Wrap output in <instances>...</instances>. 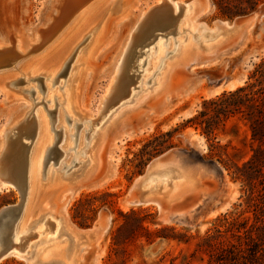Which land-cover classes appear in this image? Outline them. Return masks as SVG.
<instances>
[{"label": "rangeland", "instance_id": "obj_1", "mask_svg": "<svg viewBox=\"0 0 264 264\" xmlns=\"http://www.w3.org/2000/svg\"><path fill=\"white\" fill-rule=\"evenodd\" d=\"M57 1L0 0V45H8V41H13L15 37L16 41L18 38L21 41L15 49L11 44L1 59L3 61L0 60V143L5 146L8 143L5 157L10 161L18 160L24 173L28 171V176L32 170V148L38 124L44 121L46 140L34 167L39 182L44 184L47 178L57 174L71 183L88 164L86 153L98 128L105 126L117 112L120 116L118 126L99 149V164L84 189L69 191V186L63 182L38 197L33 208L35 222L22 235L24 254L28 253L31 257L37 248L61 242L66 245L65 258H68L74 237L63 234L60 228H51L58 222L56 216H63L72 228L95 230L97 234L98 244L92 243L77 264H116L121 256L114 252L112 232L125 223L119 211L127 213L135 210L139 218L144 219L143 225L150 234L137 237L125 245L124 264H264V242L257 249H251L246 244L248 234L245 231L256 224L253 209L245 203L246 187L241 181L232 179L227 170L232 162H245L252 155L255 143L248 126L237 117L228 120L216 132L215 144L218 146L213 148V152H210V141L200 129L184 128L185 121L202 109L205 100L243 86L264 58V9L230 20L218 14L212 0H170L172 3L194 4L189 19L198 26V31L220 27V22L227 26L235 23L239 27L208 51H190L170 69L158 91L144 94L142 89L153 90L155 81V77L148 81L144 78L148 53L151 49L155 51L160 41L169 50L174 40L186 38L189 32L188 28L182 27L179 37H175L174 30L167 29L170 22L162 25L152 20H159L169 10H153V17L147 15L152 18L150 24L144 27L143 34L137 36L126 55L127 60L123 61V64L126 63L122 66L123 74L136 81L135 84L130 85L125 98L99 113L97 108L112 81L129 29L143 12L149 11L159 0H102L86 17L88 19L82 20L66 41L35 68L34 65L39 62L35 61L36 54L27 53L30 46L38 43L40 36L43 39L51 34L78 5L75 3L69 8L67 0L56 21L50 23ZM93 2L90 0L87 5ZM120 2L131 6L133 16L127 22H121L113 14L106 21L101 48L89 62L88 77L81 86L80 107L85 118L75 109L67 112L64 109L65 90L74 77L76 56L88 42L84 36L99 20L108 16L112 5ZM15 50L21 54L18 60H14L17 55ZM63 110L64 113H61ZM29 126H34L31 130L34 131L33 137L30 136ZM176 129L172 136L175 147L163 152L169 151L164 158L170 159L165 162L192 174H200L202 186L193 192H182L184 195L172 203L163 198L164 194L159 197L162 203H134L131 193L133 184L141 178L149 163L161 155L152 157L140 168L137 167L140 149L153 135ZM123 132L128 136L119 142L117 137ZM82 136L83 143L80 142ZM165 166L142 182L141 187L146 185L145 192L149 190L161 194L159 188H172L177 180L176 173L167 172ZM105 191L113 196L93 200L91 209L95 215L89 210L90 219L73 218L72 208L77 201L88 194ZM110 199L114 201L112 206L103 205V201ZM19 202L20 191L17 188L0 192V209ZM48 211L54 216L47 217ZM227 213L238 216L240 222L249 221L245 228L239 224L234 228H221V234L212 241L215 246L209 248L204 240L215 234V228L222 224L217 219ZM135 223L133 219L126 220L129 227H134ZM124 233L128 235L126 231ZM220 247L228 250L220 253ZM256 251L257 257L253 255ZM233 255L236 260L232 259ZM58 258H63L62 251L58 253ZM0 264L27 263L8 255Z\"/></svg>", "mask_w": 264, "mask_h": 264}, {"label": "bare ground", "instance_id": "obj_2", "mask_svg": "<svg viewBox=\"0 0 264 264\" xmlns=\"http://www.w3.org/2000/svg\"><path fill=\"white\" fill-rule=\"evenodd\" d=\"M66 1L67 0L57 1V4L55 6V14L49 21L50 23L56 21L60 13V9L62 8V6L65 4ZM89 1L69 0L70 2L69 8L73 6V4L75 3H78V5H75V8L71 10L69 15L66 18H63L64 20L61 21L59 24H57L58 27L57 28L55 27V30H53L51 34H49L48 36H46V38L43 39L40 36V39L38 41L39 44L41 43L40 47L38 43L30 46L31 49L28 50L27 53L36 54L37 59H35V61L40 63L34 65L35 68L41 65V62L44 61V58H46V56H48L50 53H53L55 49H57L60 45H62L66 41V39L75 31V29L82 22V20L86 21L88 19L86 17H89L92 14L95 6L98 3H100L102 0H96V1L93 0L94 1L93 3L87 5ZM193 5L194 4H185V3L179 4L174 2L172 3L170 0H159L158 3L155 4V6H153L149 11L143 12V14L131 26V28L128 31L126 41L123 44V47L119 54V58L117 60V64L115 65L114 68L115 73L114 76L112 77V81L108 85L106 93L103 96L97 108L99 113H102L105 107L108 106L111 107L112 105L116 104L117 102L125 98L129 94L130 85L135 84L136 81L131 80L129 77L123 74L122 66L126 64V63L123 64V61L125 59L127 60L126 55L128 54L132 45H134L137 36L143 34L142 31L144 27L150 24L151 21L150 19L152 18L147 17V15H151L153 17L152 14L153 10L155 9L169 10L168 14L162 16L159 20H155V19L152 20L155 22V24H162V25L170 22V25L167 27V29L172 28L174 30L173 33L175 37H179V35L182 32V27L188 28L189 32L186 38H180L177 39V41L174 40V44L172 43L169 45V50H166L164 47V42L160 41L157 42L156 50L154 51L153 49H151L150 53H148L149 61L146 64V67L144 68V78L148 81L155 77V81L151 88L153 90H149V88L142 89L143 91L142 93L144 94H149V92L156 90L158 91L160 87L163 85L162 83L168 76L170 69L175 64H177L182 59H184L190 51H195V50L208 51L214 45L223 41L225 36H228L232 32H234L235 28L239 27L235 23L233 25L227 26L226 23L220 22L221 24L220 27H224V29H221L220 27H216L215 29H211L210 31L208 30H205L204 32L198 31V26L194 25L193 21L191 22L189 19V14L193 8ZM108 12H109L108 16L102 21L99 20L96 26L91 28L90 31L84 36L86 37V39H88L87 40L88 42L85 46H83L80 49L81 52H79V54H77L76 56L75 73L74 75H72L74 77L72 78V82L70 83V85L65 90L66 97H65L64 109L67 112H71L72 109H75L77 113H79V115L83 118H85V113L82 111V108L80 107V102L82 98L81 86L84 80L88 77L89 62L95 56H97L98 51L101 48L102 45L101 37L106 26V21L109 18V16L113 14L116 15L121 22H127L133 16V9H131V6L123 2H120L116 6L112 5ZM175 12L176 14L177 12H179V15H175ZM146 17L148 18V20L146 21V23H144ZM11 44L14 46L15 49V46L17 47L18 45H20L21 41L19 40V38L16 41V37H15L13 41L12 40L8 41V45H0V60L2 59V57H4V54L6 53L5 51L8 49V47ZM13 52L14 51H12V53ZM15 52L17 55H15L16 57H14L15 58L14 60H18L19 58H21V54L16 50ZM27 60L26 62H28ZM60 112L64 113V110L63 112L62 111ZM119 116L120 113L117 112L116 115L113 116L105 126L98 128V131L93 137L89 149L87 150L86 153L88 164L85 167L84 171H82V173L79 176L74 178L71 183L67 182L66 180H63L57 174L47 178L48 180H46L44 184H41L39 182V178L35 171L36 168L35 163L37 165V160L39 156L42 154V147L44 145V141L46 140L45 137L47 135L46 133L47 129L44 121L42 122L40 121V123L38 124L39 127L37 126L38 130H37L34 146L32 148L33 152L31 156L32 170H30L28 176L26 175L28 171L24 173L23 165L18 160L10 161L9 158H6L7 157L6 152L8 151V150L6 151V147H8L7 146L8 143L6 144V146L3 145V142L0 143V192L8 188H14V189L17 188L18 191H20V193H23V197L19 202L20 208L19 211L17 212V215L14 217H10L9 220L10 222L8 223L7 227H5L1 231L0 246L1 244H4L6 247V252L4 256L1 257L0 263L8 255H14L16 257L25 260L27 264H77L80 263L79 259L80 256H82V253L85 252L91 246L92 243L98 244V238H96L97 234L95 230H76L75 228H72L69 225V222L63 216H56L58 222L56 225H53L51 228L54 230H58L60 228L63 234H70L74 237L73 246L68 258H65L66 245L61 242L46 245L44 246V248H37L34 256L31 255V257H29L28 253L24 254L25 246L24 247L22 246L23 245L22 235L30 227V225L35 222L33 208L35 202L42 193L54 189L58 185H61L63 182L67 183V186H69V191H74V190L76 191L82 188L84 189V187L87 186V182L90 180L91 176H93L92 174L94 173V171H96L95 169H97L96 167L99 164V149L102 143L104 142L105 138L108 135H110L111 132H113V130L118 126L117 119ZM38 117L40 118L41 115L39 114ZM61 119L64 118L61 117ZM32 125L34 124L32 123ZM29 128L31 132L30 136L33 137L34 131L31 130L34 129V126L33 127L29 126ZM127 136L128 134L126 132H123L121 133V135L117 137V140H119V142H123ZM80 140H82L80 142L83 143V136L82 139ZM66 142H68V137H66ZM169 159L170 158L166 157L163 159L160 158L155 160L148 167L146 174L141 176V178L134 183L135 185H133L131 189L132 191L131 193L133 195L132 201L134 203H146V204L153 202L162 203L161 202L162 198L159 199L160 195L162 194H164L163 198L167 199V202L172 203L176 201L179 197H181L184 191L188 190L189 192L190 191L193 192L195 190L200 189V187L202 186V178L200 174H192L191 172H187L183 170L181 167L168 165L165 162V160H169ZM164 166H165L164 169H168L167 172L176 173L174 176L176 177L175 179L177 180L173 182L172 188L167 189V187L165 186L163 188H159L161 194L156 192H149V190L145 192L146 185L141 187L142 182H144L146 178H149L158 169ZM25 169L27 168L25 167ZM47 213L49 214L47 215ZM47 213H46L47 217L54 216L53 214H50V211H48ZM81 236L84 238H81ZM45 240L48 241V238H46ZM60 251L63 252V258L61 259L58 258V253Z\"/></svg>", "mask_w": 264, "mask_h": 264}, {"label": "trees", "instance_id": "obj_3", "mask_svg": "<svg viewBox=\"0 0 264 264\" xmlns=\"http://www.w3.org/2000/svg\"><path fill=\"white\" fill-rule=\"evenodd\" d=\"M212 1L218 14L222 18L230 20L236 17L248 16L264 9V0ZM234 117H237L248 126L252 141L255 143L252 148V155L247 161L242 163L234 161L227 170L230 172L232 179L241 181L246 187L245 203L253 209L256 218V224L251 225L250 230L247 228L245 231L248 234L246 244L251 249H257L264 242V58L255 66L243 86L232 91L223 92L215 98L205 100L202 104V109L185 121L184 128L200 129L210 141V152H213V148L218 146V144H215L217 130ZM176 131L177 129L159 132L147 140L138 154L139 162L137 167L142 168L152 157L175 147L172 142V136ZM112 196L113 194L107 191L84 196L74 204L72 208L74 212L73 218L75 220L88 219L89 214L87 212L89 210L95 215V211L91 209L94 204L93 200H97L99 197L111 198ZM113 204L114 201L112 199L103 201V205L112 206ZM119 214L125 219V223L112 232V241L115 247V254L121 256L116 264H124L125 245L137 237L149 236L150 232L143 225L144 219L139 218L137 211L130 210L127 213L119 211ZM128 218L136 222L134 227L127 226L126 220ZM217 221L222 224L215 228L214 235L204 240L209 248L215 246L212 241L221 234V228H234L238 224L245 228L249 219L240 222L238 216L227 213L223 218H218ZM125 231L128 235H125ZM124 235L127 237H124ZM227 250L220 247L219 251L223 253ZM220 255L222 256L223 254ZM253 255L257 257V251L253 252ZM220 259H223V257ZM232 259L236 260L235 255H233Z\"/></svg>", "mask_w": 264, "mask_h": 264}, {"label": "water", "instance_id": "obj_4", "mask_svg": "<svg viewBox=\"0 0 264 264\" xmlns=\"http://www.w3.org/2000/svg\"><path fill=\"white\" fill-rule=\"evenodd\" d=\"M167 154H169V151L166 153H163L159 156H157L156 158H154L148 165V167L157 159H163ZM148 168L146 169V171L141 175L143 176L144 174H146ZM135 185V184H133ZM139 188V187H138ZM139 192V191H138ZM23 197V193H20V201ZM20 208V203L17 204H13V205H8L5 206L4 208L0 209V238H1V231L7 227L8 223L10 222V217H14L17 215V212L19 211ZM6 252V247L4 244H1L0 246V259L1 257L4 256Z\"/></svg>", "mask_w": 264, "mask_h": 264}]
</instances>
